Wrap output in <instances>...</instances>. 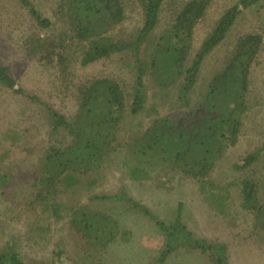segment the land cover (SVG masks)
Instances as JSON below:
<instances>
[{
	"label": "trees",
	"instance_id": "16d2710c",
	"mask_svg": "<svg viewBox=\"0 0 264 264\" xmlns=\"http://www.w3.org/2000/svg\"><path fill=\"white\" fill-rule=\"evenodd\" d=\"M127 1L58 0L54 11L57 36L29 40L31 53L42 54L41 58L56 56L62 66H68L73 60L84 67L116 54L129 53L132 61L129 65L135 71L130 94L110 78L80 84L71 117L41 102L47 113L49 136H62L64 140L61 138L58 146L56 142H47L33 172L28 197L35 204L37 217L29 226L30 238L49 233L53 221H66L69 232L76 238V246L80 245L84 252L104 250L118 238L130 235L107 211L77 204L76 194L81 188L97 186L106 164L113 161V153L123 146L121 134L126 114L135 116L148 111L149 98L157 102L151 106L156 115L155 110L165 108L171 96L182 102L181 107L189 108L188 97L194 91L205 59L224 41L240 13L239 6L227 10L190 60L194 30L214 0L183 3L175 10L172 23L160 33L156 30L166 0H132L141 8L143 23L134 35L124 40L115 38L113 31L125 21ZM259 1L241 0L239 5L249 8ZM21 2L41 29L53 26L28 0ZM262 45L258 34L241 36L222 69L200 94L197 109L179 116L157 118L140 136L127 138L130 141L125 142L124 148L129 155L121 168L126 170L131 182H159L163 176L180 173L182 179L196 183L200 192H204L206 185L211 187L206 199L216 211L225 212L226 199L211 185V173L227 143L231 141L234 145L238 138L243 115L249 109L252 69ZM0 87L40 103L37 97L16 88L7 68L1 66ZM147 87L151 94L146 92ZM6 179L7 176L0 174L2 183ZM241 183L240 207L253 216L249 235L264 244V201L258 197L259 186L249 180ZM93 200L120 202L155 223L164 236L155 264H162L180 249L197 253L210 264H228L227 246L194 235L183 223L180 208L174 220L165 224L123 191L118 195L93 197ZM63 259L66 264H77L62 258L60 250L55 253L52 264H62ZM0 264L26 263L14 246L6 244L0 249Z\"/></svg>",
	"mask_w": 264,
	"mask_h": 264
},
{
	"label": "rangeland",
	"instance_id": "374dc122",
	"mask_svg": "<svg viewBox=\"0 0 264 264\" xmlns=\"http://www.w3.org/2000/svg\"><path fill=\"white\" fill-rule=\"evenodd\" d=\"M28 1L53 23L52 27L41 29L21 0H0V66L7 68L16 88L40 101L31 102L27 97L0 87V174L7 176L6 183L0 180V249L6 244L14 246L26 264H52L58 250L62 252V258L77 264H155L164 245V236L155 223L120 202L93 200V197L113 196L123 191L165 224L174 220L180 208L183 223L194 235L227 246L228 264H264V244L249 235L253 216L240 207L241 182L244 180L258 184V197L264 201V0L249 8L241 7V0H214L208 8L194 30L190 60L227 10L239 6L240 13L224 41L205 59L194 91L188 97V109L181 107L182 102L171 96L165 108L155 110L158 112L156 115L151 106L157 102L149 98L148 111L124 116L123 146L113 153V161L106 164L97 186L79 189L75 199L79 205L107 211L130 235L118 238L104 250L86 249L85 252L80 245L76 246V238L69 232L66 221H53L50 232L39 237L42 239L30 238L28 234L30 224L37 217L35 204L30 203L28 197L37 161L47 142H56L58 146L63 139L62 136H49L47 113L41 102L47 103L57 113L71 117L75 113V95L80 84L110 78L118 81L126 94H130L135 71L129 65L132 62L129 53L116 54L84 67L73 60L68 62V66H62L56 56L41 58L42 54L31 53V38L38 36L48 40L57 36L54 11L58 0ZM187 1L164 2L156 33L172 23L175 10ZM125 12V21L113 34L115 38L128 40L141 28L143 18L141 8L132 0L127 1ZM246 34H258L263 40L250 78L249 109L243 115L236 143H227L210 179L213 188H217L216 192L219 190L226 199L225 212L216 211L206 199L211 187L206 185L204 192H200L196 183L182 179L180 173H170L168 177H161L159 182H131L126 170L121 168L129 155L124 148L125 142L130 141L127 138L140 136L157 118L179 116L197 109L201 103L200 94L214 74L222 69L237 40ZM145 89L149 91L148 87ZM62 264H66L64 259ZM162 264L210 263L197 253L180 249Z\"/></svg>",
	"mask_w": 264,
	"mask_h": 264
}]
</instances>
